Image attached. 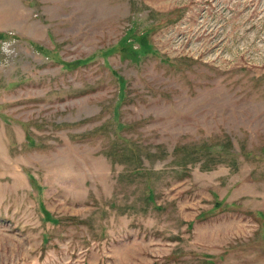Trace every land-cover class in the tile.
<instances>
[{
  "label": "rangeland",
  "instance_id": "obj_1",
  "mask_svg": "<svg viewBox=\"0 0 264 264\" xmlns=\"http://www.w3.org/2000/svg\"><path fill=\"white\" fill-rule=\"evenodd\" d=\"M0 264H264V0H0Z\"/></svg>",
  "mask_w": 264,
  "mask_h": 264
}]
</instances>
